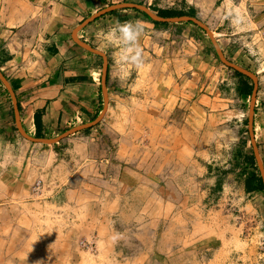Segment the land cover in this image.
<instances>
[{"label":"rangeland","instance_id":"rangeland-1","mask_svg":"<svg viewBox=\"0 0 264 264\" xmlns=\"http://www.w3.org/2000/svg\"><path fill=\"white\" fill-rule=\"evenodd\" d=\"M131 3L146 10L132 8L131 21L139 20L144 25L138 41L141 62L117 64H130L142 71L137 93L146 96L149 103L145 105L154 110L149 125L144 116L136 118L138 125H127L139 129L134 135L141 162L136 171L152 177L138 179L141 192L138 190L133 200L140 204L145 195H150L147 201L151 213L143 229L128 232L129 244L122 255L114 256L116 259L112 255L117 250L109 251L110 246L103 247L106 254L100 253V233L92 228L86 235L80 234L79 251L73 252L72 260L61 264H264V188L247 191L245 187L251 171L262 177L264 186V0ZM189 7L194 8L193 17L204 27L193 21H158L147 13L157 15V9ZM108 11L94 13L103 23L94 44L107 51L110 62L115 63L120 45L106 38L115 23L107 16ZM82 22L74 32L84 26ZM145 22L150 24L146 26ZM89 48L101 54V111L77 129H114L112 111L109 109L111 113L105 116L111 92L107 56L102 50ZM2 67L0 62V239L5 243L9 239L10 246L5 260L11 264H59L46 260L55 249L49 241L57 238L55 230L64 224V216L58 219L50 208L55 192L49 186L51 168L42 165L40 156L45 151L42 147L49 146L35 145V138L23 133L15 92ZM157 74L159 77L154 78ZM243 83L250 86L247 96L240 95ZM167 100L170 112L164 118L161 114ZM163 124L166 129H162ZM146 127L150 133L142 137ZM60 147L64 146L60 143ZM250 155L254 164L246 160ZM89 200L90 215L92 211L94 216L105 211L101 206L107 203L102 198ZM140 242L142 249H149V255L152 250L154 253L147 261L140 259L137 263L130 254ZM24 254L35 261L19 263ZM41 257L44 261L39 260Z\"/></svg>","mask_w":264,"mask_h":264},{"label":"crops","instance_id":"crops-1","mask_svg":"<svg viewBox=\"0 0 264 264\" xmlns=\"http://www.w3.org/2000/svg\"><path fill=\"white\" fill-rule=\"evenodd\" d=\"M135 1L0 0L1 70L15 92L23 133L32 139L55 140L33 141L35 145L49 146L42 147L45 151L40 156L42 165L51 168L52 183L49 186L55 192L50 208L56 211L58 219L64 216H61V219L64 218L63 226L55 230L57 238L49 241L55 249L50 250L46 260L59 264L70 262L73 252L79 251L77 241L80 234L86 235L92 228L100 233L97 240L101 247L100 253L106 254L104 249L106 245L107 248L110 246L109 251L117 250L112 255L116 259L114 256L117 253L122 255L125 245L129 244L128 232L143 229V222L147 221L146 216L151 213L150 200L147 201L150 195H145L140 204L133 200L141 192L138 179L147 181L152 177L146 173L148 170L145 175L136 171L141 162L137 158L139 144L134 135L138 134L139 129L127 127L138 125V116H144L148 125L150 118L154 120L155 117L151 113L154 112L153 107L145 105L149 103L146 96L137 93L138 87L142 85L143 73L130 64L119 66L117 61L110 62L107 51L95 46L94 42L98 40L101 31L99 28L103 27L101 16L97 15L85 22L108 6L107 16L111 21H131L134 19L132 8L137 7L129 5ZM82 20L84 26L74 32ZM144 24L148 26L150 23ZM73 32L82 42L75 40ZM80 43L102 50L107 56V77L111 92L105 116L110 109L115 118L114 129H77L101 111L98 84V59L101 54ZM128 72L134 73V76L125 78ZM162 76L164 72L161 73L164 82ZM157 77L159 74L154 76ZM242 88L243 85L239 87ZM243 92L240 95H248ZM168 101L161 114L164 118L169 117ZM160 107L163 108L162 105ZM4 111L8 112L6 109ZM35 113H39L40 117L38 129L34 124ZM162 129H166L164 124ZM142 131H139L142 137L150 133L148 127ZM60 143L63 148H59ZM94 182L101 185L96 187ZM90 197L102 198L107 203H101V208L105 209L103 213L97 212V216H94L95 211H92L90 215L87 205ZM118 197L125 200L119 202ZM63 229L64 233L61 232ZM4 241L0 239V264H11L5 260L10 249L9 239L6 243ZM142 244H135L137 247L130 254V257L134 254L131 259L137 263L140 259L142 262L147 261L154 253L152 250L149 255V249H142ZM24 255H21L19 263L35 261L29 255ZM39 260L44 261L42 257Z\"/></svg>","mask_w":264,"mask_h":264},{"label":"clouds","instance_id":"clouds-1","mask_svg":"<svg viewBox=\"0 0 264 264\" xmlns=\"http://www.w3.org/2000/svg\"><path fill=\"white\" fill-rule=\"evenodd\" d=\"M143 22L126 21L120 23L116 21L107 34V39L112 43L120 45L116 53L117 63L130 61L137 65L141 62L142 49L139 46V38L143 33Z\"/></svg>","mask_w":264,"mask_h":264},{"label":"trees","instance_id":"trees-1","mask_svg":"<svg viewBox=\"0 0 264 264\" xmlns=\"http://www.w3.org/2000/svg\"><path fill=\"white\" fill-rule=\"evenodd\" d=\"M156 13L160 17H172V16H182V15L194 16L195 11L193 7H189L187 10L165 8V9H157ZM242 85H243L242 88L243 90L239 89L240 92L244 91L243 93L249 94L250 86H248V84L246 83H243ZM33 118H34L35 127L36 129H38L40 123L39 113H35ZM246 160L250 164H254V158L252 155L247 156ZM245 187L247 191H262L264 188L262 177L259 174L255 173L254 171H251L245 179Z\"/></svg>","mask_w":264,"mask_h":264},{"label":"water","instance_id":"water-1","mask_svg":"<svg viewBox=\"0 0 264 264\" xmlns=\"http://www.w3.org/2000/svg\"><path fill=\"white\" fill-rule=\"evenodd\" d=\"M129 5V4H128ZM129 6H133V7H137V8H140V9H142V10H145V7H142V6H140V5H135V4H130ZM115 7V6H114ZM106 10H109V8L108 9H106ZM106 10H103V12L104 11H106ZM146 11V10H145ZM101 13V12H100ZM99 13V14H100ZM148 14H149V16L152 18V19H154V20H158V21H163V22H173V21H193V22H195V23H197V24H199V25H201V26H203L200 22H199V20H197L195 17H193V16H189V15H182V16H172V17H160V16H158V15H154V14H151V13H149V12H147ZM97 15H93V16H91L89 19H87L85 22H87V21H89V20H91V19H93L94 17H96ZM204 27V26H203ZM81 45H83L84 47H87V48H89L88 46H86V45H84V44H82V43H80ZM90 49V48H89ZM231 65V64H230ZM231 66H233L234 68H236V69H238V70H240V71H243V72H245L244 70H242V69H240V68H238V67H236V66H234V65H231ZM103 73L104 72H106V66L104 65L103 66ZM103 78V77H102ZM1 80L4 82V84L8 87V85H7V83L4 81V78H1ZM15 113H17V108H16V106H15ZM38 141H42V142H52V141H55V140H45V139H40V140H38Z\"/></svg>","mask_w":264,"mask_h":264},{"label":"bare ground","instance_id":"bare-ground-1","mask_svg":"<svg viewBox=\"0 0 264 264\" xmlns=\"http://www.w3.org/2000/svg\"><path fill=\"white\" fill-rule=\"evenodd\" d=\"M156 220V219H155ZM138 251V250H137Z\"/></svg>","mask_w":264,"mask_h":264}]
</instances>
